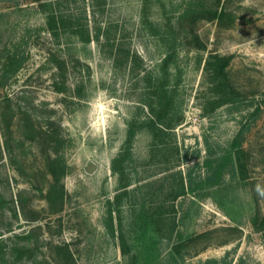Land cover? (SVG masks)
<instances>
[{
  "label": "rangeland",
  "instance_id": "1",
  "mask_svg": "<svg viewBox=\"0 0 264 264\" xmlns=\"http://www.w3.org/2000/svg\"><path fill=\"white\" fill-rule=\"evenodd\" d=\"M165 1L168 8L183 2ZM72 4L80 6L81 0ZM218 6L222 17L196 24L207 49L181 50L178 94L184 119L164 161L152 153L150 133L143 130L136 137L133 186L178 171L186 181L212 176L211 167L249 121L251 109L230 114L220 108L203 115L209 53L229 55L232 84L263 103L264 0H221ZM141 7L142 0H107L90 17L110 22L113 41L137 51L151 69L164 50L143 28ZM150 15L162 16L159 4ZM17 43L26 60L5 76L6 49ZM111 53L110 45L95 40L86 44L73 37L68 46L59 44L46 31L37 3L0 0V194L5 201H0V264H128L104 219L109 207L116 211L120 189L112 159L125 142L128 119L140 111L144 81L125 64L115 65ZM175 143L179 160L170 156ZM242 148L244 172L237 166L222 184L174 202L176 227L159 246V264H264V104ZM56 150L68 163L63 196L48 168ZM129 208L124 198L126 221Z\"/></svg>",
  "mask_w": 264,
  "mask_h": 264
},
{
  "label": "trees",
  "instance_id": "2",
  "mask_svg": "<svg viewBox=\"0 0 264 264\" xmlns=\"http://www.w3.org/2000/svg\"><path fill=\"white\" fill-rule=\"evenodd\" d=\"M77 1L80 0H26L27 3L38 4L46 31L57 43L68 46L73 37L86 44L93 40L98 43L105 42L110 45L115 65L123 63L128 66L131 74L141 75L144 86L138 97L140 111L128 119L125 142L112 159L113 172L119 177L120 191L115 196L117 213L113 207H109L104 221L110 235L118 237L122 254L127 258L128 264H159V246L163 239L171 238L176 227L175 217L172 216L175 211L174 202L188 192L222 184L225 173L231 171L234 175L238 171L237 166L244 172L242 138L251 128L252 122L263 112L264 99L260 103L235 88L228 74L231 61L229 55L209 53L204 65L207 91L200 102L203 115L210 117L220 108H225L230 114L251 109L249 121L243 123L235 135L232 149L211 167L212 176L200 181L188 177L186 181L183 172L178 171L175 174L165 173L162 177H153L133 186L135 181L130 178V174L137 170L134 152L136 137L143 130L150 133L151 151L159 157V161H164L162 159L168 154L174 129L184 119L178 94L182 78V68L179 65L181 50L207 49L196 24L202 19L222 17L223 13L218 6L221 0H183L179 6L173 2L170 4L171 8L167 7L165 0H142L141 24L158 40L164 50L161 61L151 69L143 66L144 58L137 51L113 41L116 37L111 35L113 26L110 22H92L94 18L90 16L95 14L96 7L104 8L107 0H81L80 6L72 4ZM154 4H159L162 9V16L157 19L150 15ZM6 52L2 73L5 76L13 75L24 65L26 57L20 50V43L8 47ZM171 155H174V159H180L177 143L173 145ZM48 168L55 183L60 184L63 196L62 181L68 171L65 155L56 150L53 156L50 155ZM124 198L128 199L130 206L127 221L121 209ZM0 201H4L1 194ZM258 221V218L255 219L256 223ZM175 248L178 249V246ZM143 253L146 255L142 257Z\"/></svg>",
  "mask_w": 264,
  "mask_h": 264
}]
</instances>
